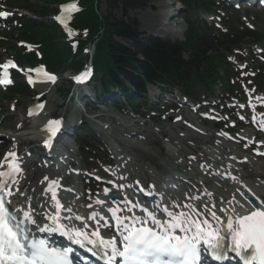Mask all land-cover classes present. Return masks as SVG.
I'll list each match as a JSON object with an SVG mask.
<instances>
[{"label": "rangeland", "instance_id": "374dc122", "mask_svg": "<svg viewBox=\"0 0 264 264\" xmlns=\"http://www.w3.org/2000/svg\"><path fill=\"white\" fill-rule=\"evenodd\" d=\"M179 8L180 7L172 0H153L144 9L133 11L130 16L135 20L138 35H154L164 39L170 37L171 40H174L178 34L170 33L169 35H164V30L168 29L167 27L170 23L174 24V26L176 25L178 31L182 29V24L178 17H173L174 19L171 20V17L178 13L177 9ZM99 10L101 13H104L105 7L103 3H101ZM25 14L31 16L26 12ZM252 16L255 15L252 13ZM259 16L260 21H264V11H261ZM48 18L49 17H47V19ZM257 24L259 25H257V28H260L261 25L259 23ZM180 37L181 35H179L178 38ZM241 49L242 57L246 58L249 55L247 46L244 45ZM5 57H8V55L1 56L2 59ZM263 58L264 54L262 53V60H264ZM67 77L68 74H62L56 88L61 87L65 90L67 86L65 79ZM18 79V77L15 79L17 83L16 86H21L20 82L22 81ZM245 85L246 87L249 86L248 83H245ZM56 88L49 89L46 94L45 118L68 116V122L78 125V119L83 120L84 116L87 114L82 111L80 114L68 113L72 100H67L65 104H63ZM249 88L251 91H255L252 87ZM156 89L160 88L157 86L146 87V100L143 105L152 111H162L161 101H159L160 104L158 106H153L156 101L155 95L162 92ZM259 89L261 90L255 92L256 94L263 91L264 83ZM43 92H45V90L42 89L38 93ZM30 99L31 95L28 93L15 94V111L13 112L9 110L11 100L6 103H0V126L9 128L3 131L6 135V142L14 139V145L19 144L21 147H25L29 144L35 154H38L39 151L36 148L38 144L34 141L36 140L34 138V132L37 131L39 122L37 123L35 120L23 122L21 116ZM99 114L102 116L100 119L92 121V123L88 121L91 124L90 126L94 135L99 136L98 138L105 145V150H112L109 146L110 144L119 151L117 154L134 157V165L129 169H127L126 166L122 169V172L126 171V173L130 174L128 178H130L131 182L136 181L140 185H142L143 182H155V184L159 185L160 181L166 177L167 172L171 171V173H178L187 179L189 178L187 184L189 191H187V194L178 193L177 195L173 193L170 199H174L167 201L165 208H168L169 211L177 213L187 212L189 208H186L185 205H189L199 211L202 218L211 219V215L208 211L209 209L212 212H217V208H219V203L222 199L228 198L227 196L230 193L235 196L233 190H236V184L234 185L229 181L222 182L219 181L218 178L212 179L205 175H201L200 172L197 171V164L192 166L189 165L192 164L193 159H196L199 165L210 164L213 167L215 166L214 169L217 170L218 168L216 166L226 165L230 173L235 174L233 175L235 179L247 177V183L250 181L259 184L260 182L262 183V190L264 191V158H254L251 149L255 147H248L247 142L240 143L237 138L240 136L245 137L247 140L251 139L252 135H254L252 129H245L243 131L237 129L235 131V127L232 128V130H230V136H232L235 141L231 142L229 139L222 136L220 130L214 128L213 125L211 126L206 123L201 124L199 120L193 116V112L186 109H181L179 113L173 114L170 122L167 121L168 117H165V119L164 117H157L156 123L152 122L151 118L148 117H141L143 120L137 119L136 115L132 116L127 112V109L123 111H114L109 107H105V112H99ZM141 115L145 116L146 113H141ZM177 116L181 118L179 121L173 119ZM237 131L238 134H235ZM232 132L235 133L233 134ZM133 133L141 137L135 134L133 135ZM13 134L14 137H12ZM1 153L2 151H0V154ZM73 158L74 167L80 168L83 171L85 169L84 163L79 158L78 154ZM91 164L93 166H98L95 162ZM173 167L176 168L177 171H175ZM119 169H121V166H119ZM211 169L213 168L211 167ZM65 171L66 168L64 170L59 169L57 174L61 176L66 173ZM28 174V180L24 185V190L26 191L35 189L36 185L40 184V179H45L42 170L34 165L28 166ZM131 174H134L135 177L132 178ZM70 179V188L73 187L77 192L72 195L68 201L77 206L76 210L84 211L85 209H83V206L87 207L92 202L89 201L87 193H84L86 202L78 199L79 192L82 193L81 187L83 180L81 176L71 177ZM236 181L238 182V179ZM129 200L131 202V199ZM173 205H175V207H172Z\"/></svg>", "mask_w": 264, "mask_h": 264}, {"label": "snow or ice", "instance_id": "6c2138e0", "mask_svg": "<svg viewBox=\"0 0 264 264\" xmlns=\"http://www.w3.org/2000/svg\"><path fill=\"white\" fill-rule=\"evenodd\" d=\"M76 10L78 5L75 3L68 8H62V12ZM7 15L9 14L6 12H0V17L6 18ZM58 20L62 25L65 24L63 17ZM10 67L15 68L16 65L12 61L0 65V84L12 83L8 73ZM89 75L90 71H86L75 78L76 82L83 83ZM48 80L54 82L55 77L49 75ZM33 82V79L28 77V83ZM59 124V121H49L45 131L49 132L50 136L44 142L45 147L50 146L51 137L56 134ZM8 156L13 157V160L8 162V171L0 172V264H70L69 253L72 249L52 247L44 240L36 239L31 229L34 224L37 225L36 231L60 232L73 244L87 243L93 248L102 247L106 255L105 264H116L117 261L119 264H198L201 245L205 246L217 261L225 259V253L230 251L238 256L243 264H264V198H260L259 203L248 209L244 215L229 216L223 228L217 226L221 224L220 217L210 209L208 211L215 224L210 223L207 218H202L201 213L189 205H185L189 208L187 212L177 213L169 211L168 208L160 209L166 217L162 220L157 217L155 211H149L125 199L128 206L123 211L132 212L133 208H136L143 213V217L135 214L119 216L117 212L121 210L110 209L119 240H104L96 231L90 234L96 239H91L88 233L65 229L59 223L63 206L57 199L56 189L59 183L56 180L50 181L44 190L51 193L52 207L55 208V214L45 215V218L51 221L50 225H39L27 197L25 199L29 203V209L21 211L19 208L13 210L7 207V197L12 193L4 190L7 184L4 178H14L20 171L15 153H9ZM45 180L48 178L45 177ZM18 212L20 215H17ZM224 233H227V245L224 244Z\"/></svg>", "mask_w": 264, "mask_h": 264}, {"label": "trees", "instance_id": "16d2710c", "mask_svg": "<svg viewBox=\"0 0 264 264\" xmlns=\"http://www.w3.org/2000/svg\"><path fill=\"white\" fill-rule=\"evenodd\" d=\"M14 6L34 12L38 17L48 13V6L68 0H37L41 7L34 10L26 0H11ZM99 0H80L81 10L73 17V27L87 30L84 41L79 42L77 54L73 56L67 43L60 41L53 24L24 19L18 32L21 39L39 45L43 63L51 69L77 68L81 64L78 54L88 43L95 42L92 62L98 73L96 83H112L111 76L122 73L131 84L158 81L178 87L182 93L197 101L201 92L211 95L215 85H221L233 94L236 87L230 85L232 70L221 49L225 45L237 47L244 42L259 43L263 35L249 31L243 24L240 27L229 23L228 32L218 37L200 26L198 21H188L184 42L150 40L144 45H133L135 53L141 55L145 63L136 61L130 46H123L114 38L134 41L133 20L127 16L128 10L141 9L143 0H105L107 13L102 16L97 11ZM188 10L202 11L210 5L205 0H180ZM117 12L116 15L113 12ZM236 23L238 21H235ZM238 24V23H237ZM101 35H99V33ZM185 55L187 59H183ZM27 62L37 60L31 56ZM264 72V67L262 68ZM264 77V74H262ZM140 80V81H139ZM114 86H119L114 84Z\"/></svg>", "mask_w": 264, "mask_h": 264}, {"label": "bare ground", "instance_id": "6f19581e", "mask_svg": "<svg viewBox=\"0 0 264 264\" xmlns=\"http://www.w3.org/2000/svg\"><path fill=\"white\" fill-rule=\"evenodd\" d=\"M183 33V31H180V35ZM39 135H41L38 131H35L34 132V138H39L38 136ZM53 162L54 163H57L58 162V159L56 158V159H54V160H52V163L51 164H53ZM51 166V165H50ZM219 170L220 169H224V167L225 166H216ZM174 168V167H173ZM175 169V171H177L176 170V168H174ZM226 172V171H225ZM224 172V173H225ZM231 175H235V174H231ZM238 176V175H237ZM238 179V182L236 183L237 184V189L235 190H233V192H235L236 194H238V196H239V194L241 193V192H243V193H246L247 195H249V196H251V197H253L258 203H259V200H260V198H264V193L262 192L263 190H262V188H261V186H259L258 184H255V183H251L250 181H249V183H247L246 181L248 180V178L246 177H239V178H237ZM236 179V180H237ZM177 181V180H176ZM175 181H173V182H171V183H174ZM178 182V181H177ZM48 187V185H43V187H42V189L40 190V189H37V188H35L34 190H30V191H28V192H25V193H22L21 195H20V197L24 200V202H25V207L27 208V206H28V208L27 209H29V203H28V201H26V197L28 198V200H30V206H31V209L33 210V215H35V214H40V212H39V210H40V208H39V204H41L42 203V201H44V199H45V197H44V193H43V189H45V188H47ZM234 194H232V193H230L229 195H228V200L227 199H222V203H227V202H229V201H232L233 200V196ZM240 199V198H239ZM241 203H242V205H243V207H242V209L244 210L245 209V207H247L248 206V204H246L244 201L242 202V199H241ZM237 207L239 208L240 207V205L238 204L237 205ZM26 209V210H27ZM63 209H67L68 210V207H64ZM74 211H76V209H73ZM69 213V212H68ZM222 213L224 214V219L225 218H227V217H229V216H232L231 214H229V212L228 211H222ZM60 214L61 215H63L64 217H65V215L67 214L66 213V210H64L62 213L60 212ZM236 215H233L232 217H235ZM70 219V218H69ZM225 222H227V220H224Z\"/></svg>", "mask_w": 264, "mask_h": 264}, {"label": "water", "instance_id": "95a60500", "mask_svg": "<svg viewBox=\"0 0 264 264\" xmlns=\"http://www.w3.org/2000/svg\"><path fill=\"white\" fill-rule=\"evenodd\" d=\"M226 50H228V51H229V50H230V48H226Z\"/></svg>", "mask_w": 264, "mask_h": 264}]
</instances>
